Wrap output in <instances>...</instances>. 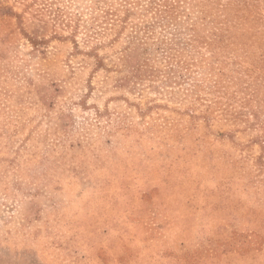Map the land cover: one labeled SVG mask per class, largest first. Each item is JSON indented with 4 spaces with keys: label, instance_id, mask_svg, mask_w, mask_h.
<instances>
[{
    "label": "rangeland",
    "instance_id": "374dc122",
    "mask_svg": "<svg viewBox=\"0 0 264 264\" xmlns=\"http://www.w3.org/2000/svg\"><path fill=\"white\" fill-rule=\"evenodd\" d=\"M44 1L0 0V264H264V0L172 70Z\"/></svg>",
    "mask_w": 264,
    "mask_h": 264
},
{
    "label": "trees",
    "instance_id": "16d2710c",
    "mask_svg": "<svg viewBox=\"0 0 264 264\" xmlns=\"http://www.w3.org/2000/svg\"><path fill=\"white\" fill-rule=\"evenodd\" d=\"M143 1V3H141ZM193 0H92L84 7L90 9L89 16L86 18V37L92 38L100 30L112 28L119 25L122 29L127 24L130 17H136L135 26H131L134 32L132 38L138 42L147 45V39L159 29V34L155 40L151 41L150 46H145L143 51L149 54V51L158 52L164 57L168 69L172 70L173 65H178L179 61L171 56L172 51H190L195 47V42H205L200 32L204 31L205 22L213 23L212 9L207 8L206 13L200 7V3ZM41 2L50 10L54 7L55 17L65 25L71 27V36H76L80 25L83 24V10H77L78 0H52V2ZM202 4H204L202 2ZM204 6V5H203ZM73 7L76 12H69ZM207 7L208 4H207ZM202 16H199V14ZM140 19V23L138 21ZM82 23V24H81ZM134 23H132L133 25ZM221 29V28H219ZM116 30V28H115ZM119 32V30L117 31ZM222 34V32H220ZM168 34L170 37H168ZM161 35V37H159ZM217 35V34H214ZM230 36V35H229ZM204 40V41H202ZM206 43V42H205ZM152 45V46H151ZM209 45V44H208ZM148 47V48H147ZM134 50V49H133ZM145 64V61H143ZM183 62V61H182Z\"/></svg>",
    "mask_w": 264,
    "mask_h": 264
}]
</instances>
